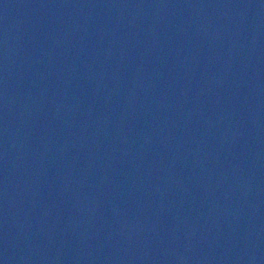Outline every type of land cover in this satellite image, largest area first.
Returning a JSON list of instances; mask_svg holds the SVG:
<instances>
[{
	"label": "water",
	"instance_id": "water-1",
	"mask_svg": "<svg viewBox=\"0 0 264 264\" xmlns=\"http://www.w3.org/2000/svg\"><path fill=\"white\" fill-rule=\"evenodd\" d=\"M0 264H264V0H0Z\"/></svg>",
	"mask_w": 264,
	"mask_h": 264
}]
</instances>
